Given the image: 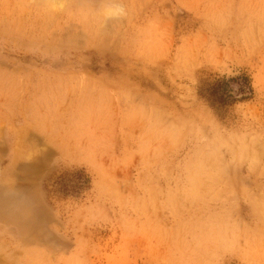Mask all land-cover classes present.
<instances>
[{"label": "rangeland", "instance_id": "obj_1", "mask_svg": "<svg viewBox=\"0 0 264 264\" xmlns=\"http://www.w3.org/2000/svg\"><path fill=\"white\" fill-rule=\"evenodd\" d=\"M0 264H264V0H0Z\"/></svg>", "mask_w": 264, "mask_h": 264}, {"label": "trees", "instance_id": "obj_2", "mask_svg": "<svg viewBox=\"0 0 264 264\" xmlns=\"http://www.w3.org/2000/svg\"><path fill=\"white\" fill-rule=\"evenodd\" d=\"M199 96L206 100L211 108L224 112L239 103L249 102L254 98L252 82L246 75L224 77L204 83L199 89ZM75 185L69 186L62 179L60 193L64 197H80L87 189L88 180L83 173L75 176Z\"/></svg>", "mask_w": 264, "mask_h": 264}]
</instances>
